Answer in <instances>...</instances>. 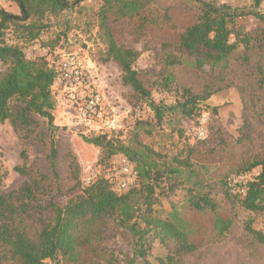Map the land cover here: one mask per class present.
<instances>
[{"label": "trees", "instance_id": "1", "mask_svg": "<svg viewBox=\"0 0 264 264\" xmlns=\"http://www.w3.org/2000/svg\"><path fill=\"white\" fill-rule=\"evenodd\" d=\"M11 1L19 6V14L0 5V120L32 134L39 125L38 118L46 119L49 127L54 123L55 71L46 56L28 57L25 44L45 33L51 17L64 15L82 0ZM191 1L200 7L197 20L173 42L163 45L161 79L157 84L165 90L171 89L175 81L171 67L188 63L198 71L207 65L213 70L225 69L238 50L264 46V29L253 33L237 24V18L248 15L264 22V12L259 9L264 0H253L251 9H239L219 0ZM115 22H121L122 28L141 39L151 28L169 26L172 17L168 8L156 0H102L98 12L99 37L104 44L101 61H114L120 66L123 84L132 89L133 111L137 105H146L152 117L136 118L132 125L118 131L96 132L86 136L85 141L100 150L99 162L106 166L116 155H125L138 172L137 181L121 193L106 176L88 185L78 181L79 190L66 204L60 205L54 199L43 204L49 193L42 195L48 176L40 172L32 175L25 166L16 167L28 180L17 189L0 188L3 264H182L184 257L197 251L207 239L195 215L215 214V239L225 238L230 231L233 221L217 214L211 165L202 162L197 145L185 141L184 151L169 155L143 138L161 129L164 122L199 117L208 108L210 93H193L184 88L175 103L157 101L136 68L140 51L117 41ZM247 134L245 125L243 136ZM51 145V170L57 175L54 139ZM22 156L27 159L26 151ZM255 168L257 174L247 180L244 194L229 186L227 179L231 175L220 183L229 199L264 217V157L242 164L235 175ZM77 172L78 169L76 175ZM180 192L183 198L173 201L171 197ZM164 201L170 202L169 208L164 207ZM245 228L264 245V231L255 229L250 221ZM113 229H123L131 236L128 254L118 255L106 247ZM154 242L164 248V256H153Z\"/></svg>", "mask_w": 264, "mask_h": 264}, {"label": "rangeland", "instance_id": "2", "mask_svg": "<svg viewBox=\"0 0 264 264\" xmlns=\"http://www.w3.org/2000/svg\"><path fill=\"white\" fill-rule=\"evenodd\" d=\"M156 1L168 8L172 23L151 28L143 38L136 39L122 28L121 22H115L117 41L140 51L136 68L142 72L143 81L157 101L175 103L184 88L193 93L207 92L210 96L206 101L208 108L199 117L164 122L161 129L152 135H143L144 142L169 155L184 151L185 141L189 145H197L202 162L207 161L211 165L212 196L218 204L217 214L223 218L230 217L233 221L228 235L223 239H215L212 236L215 214L195 215L207 239L197 251L186 255L182 264H264V245L256 241L245 228L246 222L250 221L255 229L264 231V217L229 199L220 183L228 175L235 177V170L247 161L258 156L264 157V46L238 50L225 69L213 70L207 65L203 71H198L188 63L171 67L169 71L175 81L171 89L165 90L157 84L161 79L159 73L163 45L173 42L197 20L200 7L191 0ZM219 1L239 9H251L253 5V0ZM0 5L10 12L20 13L14 1L0 0ZM101 5L102 0H82L64 15L51 17L49 28L38 40L25 44L24 51L30 58L46 56L51 62L63 51H86L98 62L97 71L90 81L104 94L107 105L117 107L123 115L127 109H134L130 101L132 89L123 84L122 70L116 62L101 61L100 54L104 49L98 28ZM259 9L264 12V1ZM237 24L244 25L253 33L264 29V22L253 15L237 18ZM54 98L55 120L51 127L46 119L38 118V127L28 134L10 122L0 120V188L6 191L19 188L28 180V176L20 173L16 167L25 166L32 175L40 172L48 176L42 195L46 191L49 193L45 194L43 204L54 199L64 205L79 190V187L76 188L78 181L88 185V179L94 181L100 176H107L111 159L108 166L99 162L100 150L85 141L86 136L96 132H84L77 109L65 102L60 91H55ZM137 106L136 111L141 113V119L152 117L146 105ZM202 119L205 137L200 139L196 132ZM135 121V113L124 117L123 128ZM245 125H248L246 137L243 136ZM179 129L183 132L182 136L179 135ZM53 139L58 151L57 175L51 170L49 159ZM201 141H206V145H202ZM23 151H26V160L22 156ZM257 171L258 168H255L242 174L239 181L250 179ZM182 198L183 192L171 197L176 202ZM163 205L169 208L170 202L164 201ZM130 244L131 236L123 229H113L105 243L109 250L118 255L128 254ZM159 245L153 243V256H164V248Z\"/></svg>", "mask_w": 264, "mask_h": 264}, {"label": "built area", "instance_id": "3", "mask_svg": "<svg viewBox=\"0 0 264 264\" xmlns=\"http://www.w3.org/2000/svg\"><path fill=\"white\" fill-rule=\"evenodd\" d=\"M52 66L55 71L53 89L56 92L60 91L65 102L77 109L85 133L118 131L123 128L124 117L133 113L136 118L142 116L139 111L134 112L130 108L121 115L117 107L107 105L104 94L90 81L97 71L98 62L86 51L78 49L63 51L52 61ZM196 135L200 139L205 137L204 119L197 127ZM111 165L106 178L114 183L117 192L126 191L136 183L138 172L125 155L113 157ZM241 176H230L227 182L235 192L244 194L247 179L239 181ZM90 182L88 179V184Z\"/></svg>", "mask_w": 264, "mask_h": 264}]
</instances>
